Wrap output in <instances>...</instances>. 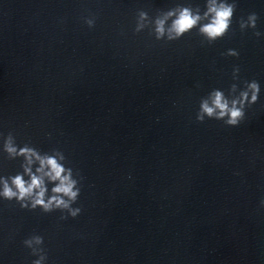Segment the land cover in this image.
<instances>
[{
    "label": "water",
    "instance_id": "1",
    "mask_svg": "<svg viewBox=\"0 0 264 264\" xmlns=\"http://www.w3.org/2000/svg\"><path fill=\"white\" fill-rule=\"evenodd\" d=\"M171 3L0 0V132L64 151L84 177L76 218L0 201L2 264H30L33 233L48 264H264V38L235 22L255 11L264 32V0H237L212 45L195 31L133 34L138 9ZM230 47L238 57L221 55ZM234 64L260 82L258 101L237 127L197 122L199 98L226 89Z\"/></svg>",
    "mask_w": 264,
    "mask_h": 264
},
{
    "label": "clouds",
    "instance_id": "2",
    "mask_svg": "<svg viewBox=\"0 0 264 264\" xmlns=\"http://www.w3.org/2000/svg\"><path fill=\"white\" fill-rule=\"evenodd\" d=\"M237 0H172L170 6L156 9L151 15L138 9L134 17L133 34L147 30L155 41L165 43L181 40L195 33L201 43L212 45L224 38L233 25ZM95 15L83 17L88 28L95 25ZM259 16L250 11L236 18L241 34L250 31L257 39L264 38L258 30ZM225 57L236 58L239 51L227 48L221 53ZM231 83L228 87H213L199 98L195 120L221 121L227 127H237L245 119L246 110L254 105L260 96L261 85L256 79H243L240 66L231 68ZM198 86V85H197ZM0 157L18 162L14 172L0 170V201H8L20 209L47 214L59 212L60 220L76 218L81 213L78 200L84 177L74 168L64 151L52 147L46 151L35 146L30 140L18 142L13 131L0 132ZM264 208V197L258 201ZM22 245L34 257L30 264H48V251L44 237L33 233L22 240ZM2 264V262H0Z\"/></svg>",
    "mask_w": 264,
    "mask_h": 264
}]
</instances>
